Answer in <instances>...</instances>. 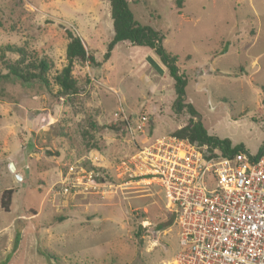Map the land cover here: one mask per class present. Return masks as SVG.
Wrapping results in <instances>:
<instances>
[{
    "label": "rangeland",
    "instance_id": "rangeland-1",
    "mask_svg": "<svg viewBox=\"0 0 264 264\" xmlns=\"http://www.w3.org/2000/svg\"><path fill=\"white\" fill-rule=\"evenodd\" d=\"M128 1L178 56L181 110L151 49L120 42L104 61L114 35L109 0H0V264H174L178 228L161 185L121 176L133 143L152 144L193 118L250 153L264 143V0H185L181 9L176 0ZM66 27L96 61L75 64V94L58 82ZM7 45L24 48L34 72L45 59L47 83L6 75L21 58L4 53ZM142 114L145 134L131 133ZM91 170L110 177L108 192L91 188Z\"/></svg>",
    "mask_w": 264,
    "mask_h": 264
},
{
    "label": "built area",
    "instance_id": "built-area-1",
    "mask_svg": "<svg viewBox=\"0 0 264 264\" xmlns=\"http://www.w3.org/2000/svg\"><path fill=\"white\" fill-rule=\"evenodd\" d=\"M147 123L142 114L127 129L142 135ZM133 145L134 153L121 162V176L126 183L161 185L178 228L174 264H264V149L259 155L224 156L219 148L170 134ZM91 171L92 189L112 187L110 177Z\"/></svg>",
    "mask_w": 264,
    "mask_h": 264
},
{
    "label": "trees",
    "instance_id": "trees-1",
    "mask_svg": "<svg viewBox=\"0 0 264 264\" xmlns=\"http://www.w3.org/2000/svg\"><path fill=\"white\" fill-rule=\"evenodd\" d=\"M185 0H176V5L178 8H183ZM111 7V16L113 20V29L114 35L111 41L108 44L107 51L104 54V61L110 59L114 48L120 42H130L133 45L146 47L151 49L159 58L160 62L168 70V73L175 81V90L177 94V100L175 106L178 110H181L184 106V96H185V87H186V77L184 73L180 72V69L177 65L178 56L173 55L168 52L164 47L165 36L155 28L143 25L138 22L133 12L130 9L128 0H109ZM65 32L69 38V43L67 45L66 56H67V65L63 68L61 74L58 76V82L61 87V91L64 94H75L78 93V82L73 76V70L76 63H92L95 64V58L90 52L86 49L82 38L73 33L69 28H65ZM2 51L17 53L21 56L17 62L8 64V73L11 77L19 79L23 82H28L32 80H39L41 82L47 83V78L45 77V71L48 69L49 65L45 59H42L37 66L40 68V72H34L29 69L25 62L23 61V56L25 54V49L18 46L7 45L4 48H1ZM187 109L190 114L193 116V107L187 105ZM111 129H120L116 126H109ZM177 136L182 140H189L191 142H199L208 144L211 148H219L222 152V155H232L238 151H246L244 145L234 146L229 139H223L215 135H211L206 128L201 124L200 121L196 119H190L187 124L181 125L176 131L172 134ZM264 149V143L259 147L256 152L259 155ZM50 153V152H49ZM23 180V179H22ZM11 193V192H10ZM163 223L157 224L154 227V231H160L163 228ZM144 225H140L137 232L136 238L139 243L142 242V237L146 231ZM19 236L17 237V242Z\"/></svg>",
    "mask_w": 264,
    "mask_h": 264
},
{
    "label": "water",
    "instance_id": "water-1",
    "mask_svg": "<svg viewBox=\"0 0 264 264\" xmlns=\"http://www.w3.org/2000/svg\"><path fill=\"white\" fill-rule=\"evenodd\" d=\"M17 178H18V180H22V177H20V176H17Z\"/></svg>",
    "mask_w": 264,
    "mask_h": 264
}]
</instances>
